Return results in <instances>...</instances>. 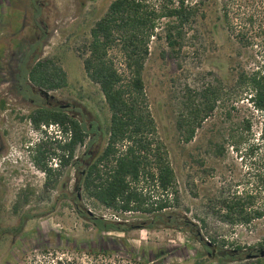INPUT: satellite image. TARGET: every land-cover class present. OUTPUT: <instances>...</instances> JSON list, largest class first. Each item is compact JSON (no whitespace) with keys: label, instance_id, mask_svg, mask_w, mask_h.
<instances>
[{"label":"rangeland","instance_id":"1","mask_svg":"<svg viewBox=\"0 0 264 264\" xmlns=\"http://www.w3.org/2000/svg\"><path fill=\"white\" fill-rule=\"evenodd\" d=\"M110 1L0 0L3 61L16 50L14 40L29 47L39 35L41 40L31 58L33 45L27 49L29 66L38 58L55 57L65 70L68 86L51 93L62 103L74 105L76 116L90 130L87 146L75 152L84 163L104 145L109 112L99 86L86 76L74 47L87 38L89 28ZM194 28V37L186 39L185 52L177 60L162 57L161 46L154 41L143 71L157 136L167 148L179 192L171 224L126 232L99 230L90 216L124 226L146 217L139 212L114 211L86 197L75 185L78 171L61 165L55 145H47L56 154L47 153L46 161L48 166L50 161L57 162L59 173L47 184L44 169L32 158L34 147L47 137L59 138L40 136L28 120L17 118L33 108L26 102L19 112L14 109L6 118L0 114V143L4 149L0 152V264H47L58 256L69 257L72 264H264V216L253 219L250 228L244 229L240 223L223 222L208 203L220 190L231 194L245 189L257 195L256 204H262L264 185L257 174L264 171V166L252 164L247 170L233 154L223 159L214 156L210 150L214 119L199 128L188 143L179 139L175 125L183 96L216 77L233 84L236 67L264 68V49L240 47L219 18L215 4L207 7L206 17L199 18ZM245 105V99L238 103L242 106L238 116L250 113ZM253 114L256 131L260 118ZM60 135L63 139L62 132ZM32 137L37 143L29 146ZM184 216L195 224L192 229L197 235L177 229ZM211 237L216 240L214 245H204L203 240ZM90 247L108 248L109 252L89 254Z\"/></svg>","mask_w":264,"mask_h":264},{"label":"trees","instance_id":"2","mask_svg":"<svg viewBox=\"0 0 264 264\" xmlns=\"http://www.w3.org/2000/svg\"><path fill=\"white\" fill-rule=\"evenodd\" d=\"M215 4L219 18L243 48L264 49V0H111L104 13L89 28L87 38L74 47L81 58L86 76L99 86L109 112L103 147L84 163L76 150L87 146L89 128L77 117L60 108L37 107L18 115L39 130L41 125L56 124L64 138H46L34 147L33 160L44 169L48 146L59 152L62 165L71 157L78 171L76 186L86 197L119 212H139L145 220L124 226L123 223L90 216L99 230L126 232L130 228L151 229L156 224L170 225L179 192L167 148L157 136L143 80L145 62L155 41L160 55L177 60L184 54L185 42L194 37V25ZM27 79L47 91L68 86V78L55 57L38 58L27 69ZM247 101L250 113L237 115L240 101ZM219 110V113L217 112ZM259 115L258 130H253V117ZM214 119L210 142L212 154L226 158L233 154L249 170L251 165L264 166V68H235L233 84L218 77L192 94L180 99L175 118L179 139L190 142L197 130ZM44 133H46L44 131ZM48 145V146H47ZM54 150V151H55ZM87 154V153H86ZM88 155V154H87ZM202 163V161H200ZM250 169V170H251ZM257 176L264 185V171ZM257 195L237 189L231 194L220 190L208 199L212 211L228 224L249 223L264 216V201ZM168 209V210H167ZM81 212V211H80ZM84 212V211H83ZM86 214H89L85 210ZM84 214V213H83ZM177 229L195 226L184 216ZM196 232L197 235V231ZM215 238L203 240L212 245ZM224 245L225 241H220ZM214 245V244H213ZM240 249V246H236ZM107 253L108 248L87 252ZM47 264H72L69 257L58 256Z\"/></svg>","mask_w":264,"mask_h":264},{"label":"flooded vegetation","instance_id":"3","mask_svg":"<svg viewBox=\"0 0 264 264\" xmlns=\"http://www.w3.org/2000/svg\"><path fill=\"white\" fill-rule=\"evenodd\" d=\"M42 29L43 34H45L46 30L43 25ZM36 39L32 43L30 42L29 47H23L24 43L22 44L21 40H14L13 44L16 50H13V53H11L9 59H4L3 61V58L0 55V114L3 116V118H6L8 114L14 111V109L16 112H19V110L24 107L25 103L29 102V104L33 105V108H60L61 110L67 111L72 117L76 116L74 112V105L70 106L69 103H62L61 101L57 100L55 95L51 93L54 90L49 91L50 94L45 95L41 91L42 88L33 85L27 79L26 72L29 66L27 49H30L31 45H33V50L29 57L31 58L37 49L36 44L41 40L39 35H37ZM23 41L26 42L25 39H23ZM38 100H40V102ZM69 107L72 108L70 111ZM92 137L93 136H91V138ZM2 150H4L3 144L0 143V152ZM58 166L59 164H57V162L52 164V161H50L48 167L51 168L52 175H57L59 173L57 170ZM66 166L70 167L72 170L74 169L73 157H71ZM260 251H262V249ZM261 255L263 256L264 253Z\"/></svg>","mask_w":264,"mask_h":264},{"label":"clouds","instance_id":"4","mask_svg":"<svg viewBox=\"0 0 264 264\" xmlns=\"http://www.w3.org/2000/svg\"><path fill=\"white\" fill-rule=\"evenodd\" d=\"M50 125H52V124H50ZM49 126V125H48ZM48 126H46L45 125V127H42L41 129H39V134H40V136H42L43 134L44 135H46V136H48V135H53V136H55L56 138H61V130H60V128L55 124V126L53 127H48ZM44 131L46 132V133H44ZM37 142H36V140H35V138L34 137H32L31 138V143H30V145L29 146H32V145H35ZM28 145L26 146V148L27 147H29ZM55 164V163H54ZM55 167V166H54Z\"/></svg>","mask_w":264,"mask_h":264},{"label":"built area","instance_id":"5","mask_svg":"<svg viewBox=\"0 0 264 264\" xmlns=\"http://www.w3.org/2000/svg\"><path fill=\"white\" fill-rule=\"evenodd\" d=\"M52 126L54 127L55 124L49 125L48 127H52ZM42 127H45V125H42ZM239 227H242V228H244V229H247V228H250V224H249V223H247V224H245V223H240Z\"/></svg>","mask_w":264,"mask_h":264},{"label":"water","instance_id":"6","mask_svg":"<svg viewBox=\"0 0 264 264\" xmlns=\"http://www.w3.org/2000/svg\"><path fill=\"white\" fill-rule=\"evenodd\" d=\"M41 91L45 94V95H48V94H50V92L49 91H47V90H44V89H41Z\"/></svg>","mask_w":264,"mask_h":264}]
</instances>
